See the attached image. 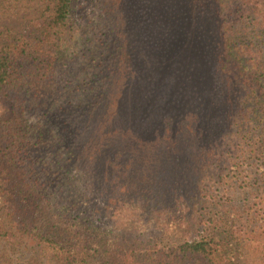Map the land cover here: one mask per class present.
Wrapping results in <instances>:
<instances>
[{
    "label": "trees",
    "instance_id": "obj_1",
    "mask_svg": "<svg viewBox=\"0 0 264 264\" xmlns=\"http://www.w3.org/2000/svg\"><path fill=\"white\" fill-rule=\"evenodd\" d=\"M99 3L121 45L91 70L77 0H0V264H264V0ZM39 101L68 147L42 148ZM126 202L182 218L136 234Z\"/></svg>",
    "mask_w": 264,
    "mask_h": 264
},
{
    "label": "rangeland",
    "instance_id": "obj_2",
    "mask_svg": "<svg viewBox=\"0 0 264 264\" xmlns=\"http://www.w3.org/2000/svg\"><path fill=\"white\" fill-rule=\"evenodd\" d=\"M78 6L81 11V17L79 18L82 28L84 30V47L82 50V58L75 57L77 62L82 60V64L84 63H91L88 67L91 70H94L98 67L106 68L107 63L111 56L117 54L120 49L121 42L116 37L110 36L111 34L108 33V28L105 22V18L102 15L101 5L99 0H77ZM5 25H8L9 22H5ZM14 25V24H12ZM95 28L97 30L95 31ZM96 35V37H95ZM81 58V59H80ZM74 61V60H73ZM75 62V61H74ZM86 69V66L83 67ZM97 70V69H96ZM74 82V81H73ZM72 82V83H73ZM63 84H69L66 81ZM64 85V86H66ZM64 86L62 87L64 89ZM72 86V85H71ZM88 86H86V90ZM68 91H66L67 93ZM70 94L67 95L66 99L70 98ZM64 98V97H61ZM39 107L34 111V118L35 122L38 123L39 132L42 134L43 139V149L50 150L49 152L53 151L54 148H66L70 145V140L72 137L73 130L66 125H64L65 119L63 114L59 111H54V108H50L48 103V107L42 106L41 101H39ZM12 114V107L11 104L5 100L0 98V118H11ZM248 140H233L230 142L231 144L225 145L222 147L223 152H227L231 149L236 147L245 148L244 145L248 144ZM48 145L50 146L48 148ZM219 164V163H218ZM183 178H188L186 175H183ZM208 178H204L200 183L199 192L196 193L194 191H190L188 185H184V189L180 193L181 197L185 196L186 198L182 197L188 203L187 198L193 196L201 197V202H196L195 200L189 201L187 207H189L190 211L193 213V216L190 218L192 223L196 222V218L202 217L204 212V207H206V199L207 195L211 192V186L213 182H210ZM196 181V178L194 179ZM216 186V185H215ZM226 189H223L225 192ZM172 201L171 198H169ZM141 203L134 202H126L122 204L118 210L115 212L116 214V225L124 230L132 231L134 233H142L146 230H150L154 224H159L158 221L161 223L165 222H172L174 220H181V214L183 211H180L179 206L182 204L179 202V205L172 204L167 205L165 207L164 215H156V216H149V212L142 209ZM160 219V220H159ZM158 220V221H157ZM169 220V221H168ZM183 220V219H182ZM184 226L187 225L186 221L183 222ZM160 225V224H159ZM24 261L22 264H26V260L29 257L34 256V253L27 251ZM9 255V253H7ZM20 258L18 253L13 254L12 258ZM19 262V260H17ZM199 264H204L199 262Z\"/></svg>",
    "mask_w": 264,
    "mask_h": 264
}]
</instances>
